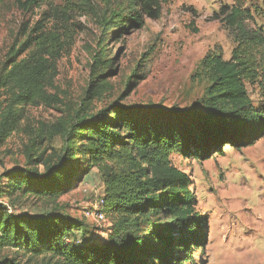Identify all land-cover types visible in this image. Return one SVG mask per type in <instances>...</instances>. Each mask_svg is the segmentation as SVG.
<instances>
[{"label":"trees","instance_id":"1","mask_svg":"<svg viewBox=\"0 0 264 264\" xmlns=\"http://www.w3.org/2000/svg\"><path fill=\"white\" fill-rule=\"evenodd\" d=\"M15 1L23 10L46 9L31 28L24 26L25 39L0 73V146L21 130L28 107L63 102L51 91L59 62L74 43L73 20L93 11L91 0ZM167 1L128 0L123 14L107 0L108 17L125 31L139 30L162 17ZM253 1L233 0L213 15L235 46L228 59L211 50L200 63L208 83L206 111L114 102L79 126L39 125L24 149L25 166L2 175L0 196L12 203L33 198L55 204L96 169L110 234L105 242L70 241L79 225L66 212L13 213L0 205V264H196L194 251L205 246L208 218L198 213L191 177L172 155L205 161L223 155L227 144L249 147L264 137V107L252 98L256 93L264 102V28L251 26ZM56 137L63 141L59 149L52 147Z\"/></svg>","mask_w":264,"mask_h":264},{"label":"rangeland","instance_id":"2","mask_svg":"<svg viewBox=\"0 0 264 264\" xmlns=\"http://www.w3.org/2000/svg\"><path fill=\"white\" fill-rule=\"evenodd\" d=\"M91 1L93 11L78 13L73 20L74 43L60 60L59 75L51 89L63 102L26 109L21 130L11 133L0 146V189L6 182L2 177L5 172L25 166L24 149L40 124L63 122L69 129L79 126L80 120L94 119L97 112L114 102L177 109L196 105L206 111L203 100L208 83L198 68L211 50L230 57L234 38L213 15L233 0H168L159 20L148 19L144 28L127 31L119 22L111 23L107 0ZM127 3L113 0L111 9L125 14ZM248 6L254 14L251 26L264 28L262 1ZM45 9L23 10L15 0L0 4V73L25 39L24 26L31 28ZM252 98L256 106L264 107L256 93ZM76 142L79 144L78 136ZM62 145L60 137L52 141L53 148ZM223 152L205 161L172 155L174 164L191 177L198 213L208 218L205 246L194 251L195 263L264 264V137L249 147L227 144ZM102 192L101 177L93 169L55 204L33 198H16L12 203L0 196V205L13 213L64 211L79 225L70 241L94 238L105 242L110 222L99 224L84 215Z\"/></svg>","mask_w":264,"mask_h":264},{"label":"built area","instance_id":"3","mask_svg":"<svg viewBox=\"0 0 264 264\" xmlns=\"http://www.w3.org/2000/svg\"><path fill=\"white\" fill-rule=\"evenodd\" d=\"M102 205H103V200L100 196L93 208L85 209L84 212L85 217L94 220L96 223L102 224L104 221L107 220L103 213Z\"/></svg>","mask_w":264,"mask_h":264}]
</instances>
